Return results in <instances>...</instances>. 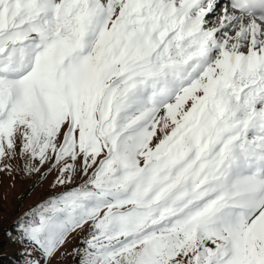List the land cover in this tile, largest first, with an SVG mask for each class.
I'll return each mask as SVG.
<instances>
[{
	"label": "snow or ice",
	"instance_id": "snow-or-ice-1",
	"mask_svg": "<svg viewBox=\"0 0 264 264\" xmlns=\"http://www.w3.org/2000/svg\"><path fill=\"white\" fill-rule=\"evenodd\" d=\"M18 148L87 177L25 213L23 264L85 231L78 264H264V0H0Z\"/></svg>",
	"mask_w": 264,
	"mask_h": 264
},
{
	"label": "rangeland",
	"instance_id": "rangeland-1",
	"mask_svg": "<svg viewBox=\"0 0 264 264\" xmlns=\"http://www.w3.org/2000/svg\"><path fill=\"white\" fill-rule=\"evenodd\" d=\"M223 2V0H221ZM222 11L220 15H222ZM217 21L213 19V23ZM19 144V141H18ZM40 168L39 172L28 173L26 171V160L19 154L9 156L0 161V254L8 253L24 257L25 245L18 243L20 236L19 222L22 216L31 208H36L46 199L82 184L87 177L78 174L73 184L58 185L56 180L60 175L58 168L39 162H34ZM87 235V232H80L69 237L51 264H78L79 257L74 249L80 248V241ZM30 251V249H29ZM39 258V254H33ZM43 264V262H42Z\"/></svg>",
	"mask_w": 264,
	"mask_h": 264
},
{
	"label": "trees",
	"instance_id": "trees-1",
	"mask_svg": "<svg viewBox=\"0 0 264 264\" xmlns=\"http://www.w3.org/2000/svg\"><path fill=\"white\" fill-rule=\"evenodd\" d=\"M32 209H29L26 213L30 212ZM25 217V213L22 216V219H24ZM24 261V257L22 256H14V255H10L8 253H3L0 254V264H23Z\"/></svg>",
	"mask_w": 264,
	"mask_h": 264
}]
</instances>
